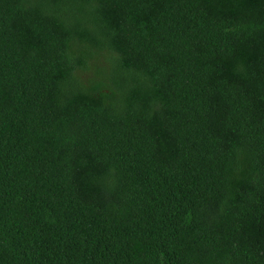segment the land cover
Returning a JSON list of instances; mask_svg holds the SVG:
<instances>
[{"label":"trees","instance_id":"trees-1","mask_svg":"<svg viewBox=\"0 0 264 264\" xmlns=\"http://www.w3.org/2000/svg\"><path fill=\"white\" fill-rule=\"evenodd\" d=\"M0 264H264V0H0Z\"/></svg>","mask_w":264,"mask_h":264}]
</instances>
